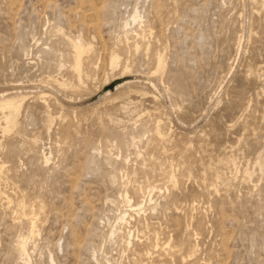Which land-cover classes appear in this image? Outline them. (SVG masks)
Listing matches in <instances>:
<instances>
[{"label": "rangeland", "instance_id": "obj_1", "mask_svg": "<svg viewBox=\"0 0 264 264\" xmlns=\"http://www.w3.org/2000/svg\"><path fill=\"white\" fill-rule=\"evenodd\" d=\"M143 263L264 264V0H0V264Z\"/></svg>", "mask_w": 264, "mask_h": 264}, {"label": "bare ground", "instance_id": "obj_2", "mask_svg": "<svg viewBox=\"0 0 264 264\" xmlns=\"http://www.w3.org/2000/svg\"><path fill=\"white\" fill-rule=\"evenodd\" d=\"M134 17H132V19H133ZM137 18V17H136ZM76 42V41H75ZM72 46V45H71ZM73 46H74V44H73ZM73 50V49H72ZM75 51H74V56H72V57H74V67H75V69H79V67L81 66L80 65V57H81V54L84 52L83 51V48L81 47V46H76L75 47V49H74ZM86 53V52H85ZM115 55V54H114ZM159 56H160V54H158ZM162 56V55H161ZM163 57V56H162ZM158 58V57H157ZM84 59V58H83ZM159 60V59H158ZM82 64V63H81ZM72 65V64H71ZM84 66V65H83ZM158 66V65H157ZM82 68V67H81ZM82 71V70H81ZM83 72V71H82ZM76 74H78L77 72H76ZM77 76V75H76ZM81 77V76H80ZM79 77V78H80ZM82 78V77H81ZM81 84V83H80ZM83 84V83H82ZM77 86V85H76ZM84 87H86V86H84ZM78 88H79V85H78ZM75 89V88H74ZM20 104V103H19ZM18 104V105H19ZM22 105V104H21ZM6 106H8L7 104H6ZM5 106V107H6ZM2 107V106H1ZM2 109H3V107H2ZM7 123V122H6ZM8 129H10V128H8ZM11 130V129H10ZM158 133H159V131H158ZM158 133H157V131H156V134L158 135ZM160 136V135H159ZM44 156V157H43ZM42 157L44 158H42L43 160H45L44 162H46L48 159H47V157L45 156V155H43ZM172 172V171H171ZM170 175H172V173L170 174ZM171 177V176H170ZM175 177V176H174ZM171 179H169V181H170ZM175 180V179H174ZM174 182V181H173ZM173 184V183H172ZM141 186V185H140ZM138 189H139V187H138ZM141 189V188H140ZM143 190V189H142ZM134 191V190H133ZM135 191H137V189L135 190ZM143 192V191H142ZM136 193V192H135ZM132 200H133V197L128 193V191H126V192H124V194H122V202H125V203H127V204H129V206H131V205H134V206H136L137 207V210L138 211H141L142 210V204L140 203H138V202H134L133 201V203L132 204H130L131 202H132ZM32 212H34V211H31V213ZM23 213V212H22ZM21 213V214H22ZM35 214V213H34ZM39 214H41V213H39ZM125 215V213H123L121 216H119L118 217V221H121V222H124L125 221V218H126V216H124ZM34 217V216H33ZM29 220V219H28ZM33 220V219H32ZM31 220V221H32ZM30 221V220H29ZM30 221V222H31ZM35 221V220H34ZM117 221V222H118ZM36 222V221H35ZM34 223V222H33ZM33 223H31V224H33ZM125 223V222H124ZM35 225V224H34ZM31 226V225H30ZM31 227H33V226H31ZM33 228H35V227H33ZM33 231V230H32ZM111 232V231H110ZM114 233V232H113ZM33 234V233H32ZM131 234H132V232H130L129 230L128 231H126V233H125V235L123 236L126 240H129L130 239V237H132L131 236ZM110 235H111V233H110ZM24 244H25V242H23ZM128 243V242H127ZM129 243H130V241H129ZM128 243V244H129ZM23 244V245H24ZM165 244V243H164ZM167 244H169V243H167ZM162 246V245H161ZM167 246H170V245H167ZM24 247V246H23ZM23 247H22V249H23ZM25 248V247H24ZM162 249L164 248V247H161ZM171 248V247H170ZM162 249H159V250H162ZM24 250V249H23ZM164 250V249H163ZM168 250V249H167ZM170 250V249H169ZM166 251V250H165ZM165 251H163V252H165ZM179 251V250H178ZM25 252H26V250H25ZM161 252V251H160ZM159 252V253H160ZM167 252V251H166ZM170 252V251H169ZM169 252H167V253H169ZM176 252V251H175ZM180 252V251H179ZM179 252H177V253H179ZM147 253H149V252H147ZM146 253V254H147ZM152 254V253H151ZM170 254V253H169ZM176 254V253H175ZM175 254H173V255H175ZM180 254V253H179ZM183 254V253H182ZM181 254V255H182ZM192 256H193V254L192 253H190ZM190 254H188V255H190ZM148 255H150V254H148ZM162 255H163V253H162ZM181 255H179L178 256V258L179 257H181ZM184 255H187V252L184 254ZM161 256V255H160ZM166 256V255H165ZM186 257H188L189 258V256H186ZM183 257H181V261L183 260L182 259ZM186 259V258H185ZM140 261V260H139ZM183 261H185V260H183ZM141 263V262H140ZM158 263H160V262H158ZM144 264V263H143Z\"/></svg>", "mask_w": 264, "mask_h": 264}]
</instances>
